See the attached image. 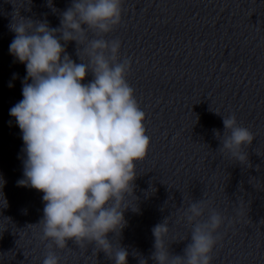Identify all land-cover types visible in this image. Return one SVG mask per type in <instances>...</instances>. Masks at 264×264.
I'll use <instances>...</instances> for the list:
<instances>
[{"label": "water", "instance_id": "obj_1", "mask_svg": "<svg viewBox=\"0 0 264 264\" xmlns=\"http://www.w3.org/2000/svg\"><path fill=\"white\" fill-rule=\"evenodd\" d=\"M51 3L0 0V192L7 203L0 198V264H42L49 251L58 264H113L119 247L127 264H154L151 229L165 219L168 253L183 257L192 227L183 213L199 201L200 222L212 210L222 217L210 264H264V0H122L120 22L105 39H118L120 58L130 62L125 78L149 143L145 157L133 161L127 204L137 211L125 209L124 226L108 233L110 254L87 241L58 249L43 239V193L16 183L23 142L8 113L22 99L26 72L9 54L15 34L8 25L18 11L58 28L72 0ZM78 48L74 41L65 46L76 63ZM91 79L88 73L82 83ZM229 116L253 135L242 146L244 161L220 151Z\"/></svg>", "mask_w": 264, "mask_h": 264}, {"label": "clouds", "instance_id": "obj_2", "mask_svg": "<svg viewBox=\"0 0 264 264\" xmlns=\"http://www.w3.org/2000/svg\"><path fill=\"white\" fill-rule=\"evenodd\" d=\"M47 3L52 6L51 0ZM121 4L122 0H72L58 28H50L46 20L21 17L18 11L8 25L15 34L9 54L26 72L22 99L8 113L23 142V178L16 183L43 193L42 238L58 249L68 240L87 241L110 254L108 233L124 226L125 209L137 211L127 200L135 176L133 161L145 157L149 143L144 113L125 78L130 62L120 58L121 42L105 39L120 22ZM69 41L79 45L80 63L66 53ZM88 73L92 79L82 83ZM223 127L221 153L244 161L242 146L251 143L252 133L238 126L234 116L223 117ZM0 198L6 207L2 192ZM203 215V201L184 210L183 219L192 227L183 257L168 253L167 219L153 226L154 264H210L213 233L222 217L212 210L200 222ZM127 256L119 247L113 264H127ZM42 264H58L57 255L49 251Z\"/></svg>", "mask_w": 264, "mask_h": 264}]
</instances>
